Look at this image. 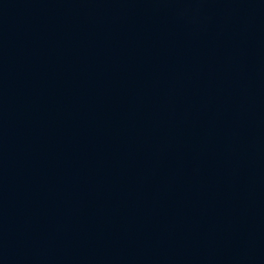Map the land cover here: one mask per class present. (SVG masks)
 I'll return each instance as SVG.
<instances>
[{
	"label": "water",
	"instance_id": "obj_1",
	"mask_svg": "<svg viewBox=\"0 0 264 264\" xmlns=\"http://www.w3.org/2000/svg\"><path fill=\"white\" fill-rule=\"evenodd\" d=\"M25 264H264V0H0Z\"/></svg>",
	"mask_w": 264,
	"mask_h": 264
}]
</instances>
